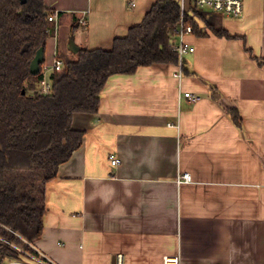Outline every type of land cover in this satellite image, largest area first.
I'll use <instances>...</instances> for the list:
<instances>
[{
	"label": "crops",
	"instance_id": "1",
	"mask_svg": "<svg viewBox=\"0 0 264 264\" xmlns=\"http://www.w3.org/2000/svg\"><path fill=\"white\" fill-rule=\"evenodd\" d=\"M157 1L45 0L55 16L46 65L59 53L76 55L72 41L110 49ZM242 1V17L212 18L233 39L185 37L195 52L186 55L180 80L178 65L115 75L98 113L75 115L83 144L47 186L43 235L33 246L39 257L264 264V0ZM228 109H237L240 127ZM185 173L192 182L179 185ZM3 264L39 263L26 256Z\"/></svg>",
	"mask_w": 264,
	"mask_h": 264
},
{
	"label": "trees",
	"instance_id": "2",
	"mask_svg": "<svg viewBox=\"0 0 264 264\" xmlns=\"http://www.w3.org/2000/svg\"><path fill=\"white\" fill-rule=\"evenodd\" d=\"M53 15L45 0H0V264L25 253L38 255L33 246L43 235L47 186L83 144L85 132L73 128L75 115L98 113L112 76L179 64L175 47L181 0H158L110 49L59 53L63 68L50 74L52 91L44 94L46 60L37 74L31 65L38 52L46 50ZM218 16L223 15L192 3L184 19L192 35L208 37L210 32L233 39L212 21ZM228 112L240 127L237 109Z\"/></svg>",
	"mask_w": 264,
	"mask_h": 264
},
{
	"label": "built area",
	"instance_id": "3",
	"mask_svg": "<svg viewBox=\"0 0 264 264\" xmlns=\"http://www.w3.org/2000/svg\"><path fill=\"white\" fill-rule=\"evenodd\" d=\"M195 4L197 7L201 9H207L215 13H221L225 16L233 17V18H240L244 14V4L242 0H191V4ZM187 12L185 8V0H181V20L176 32V50L179 55V64H178V71L175 73L174 77L178 80L182 78L184 75L183 68H184V60L186 55L195 52V48L191 47L188 42L185 41V37L188 35L193 34V28L190 25H186L184 14ZM49 20L51 22L55 21V16H50ZM83 25H87L86 21L81 22ZM63 68V62L59 58H55L54 62L51 66L44 67V79L41 82V91L44 94H48L52 91V84L50 82L49 76L54 71H61ZM184 97L189 99L193 103H197L201 101V96L196 95L190 92H185ZM113 166H117L120 164V161L114 159L111 161ZM192 176L188 173L180 175L178 177L179 185L183 183H191ZM26 256L33 261L39 264H55L54 262L50 261L43 255H34L30 253H25ZM116 264H124V256L117 255L116 257ZM164 264H181L179 257H166L164 260Z\"/></svg>",
	"mask_w": 264,
	"mask_h": 264
},
{
	"label": "water",
	"instance_id": "4",
	"mask_svg": "<svg viewBox=\"0 0 264 264\" xmlns=\"http://www.w3.org/2000/svg\"><path fill=\"white\" fill-rule=\"evenodd\" d=\"M191 0H185V8L188 11L190 9ZM71 50L77 54L79 52V48L75 46V43L71 42ZM45 61V50L41 49L31 65V71L33 74H37L40 71V65ZM113 264H116V259H114Z\"/></svg>",
	"mask_w": 264,
	"mask_h": 264
},
{
	"label": "clouds",
	"instance_id": "5",
	"mask_svg": "<svg viewBox=\"0 0 264 264\" xmlns=\"http://www.w3.org/2000/svg\"><path fill=\"white\" fill-rule=\"evenodd\" d=\"M101 200L103 201L104 204H107V203L110 202V201H105V200L103 199V197H101Z\"/></svg>",
	"mask_w": 264,
	"mask_h": 264
},
{
	"label": "rangeland",
	"instance_id": "6",
	"mask_svg": "<svg viewBox=\"0 0 264 264\" xmlns=\"http://www.w3.org/2000/svg\"><path fill=\"white\" fill-rule=\"evenodd\" d=\"M52 26H53V24H52ZM47 62L50 64V59L47 57Z\"/></svg>",
	"mask_w": 264,
	"mask_h": 264
}]
</instances>
